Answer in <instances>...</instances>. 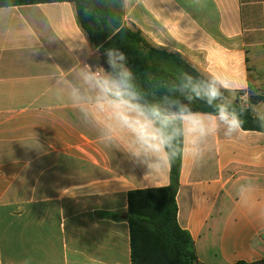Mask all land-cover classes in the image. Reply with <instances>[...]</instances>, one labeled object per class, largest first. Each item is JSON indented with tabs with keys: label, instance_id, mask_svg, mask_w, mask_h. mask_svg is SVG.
<instances>
[{
	"label": "crops",
	"instance_id": "1",
	"mask_svg": "<svg viewBox=\"0 0 264 264\" xmlns=\"http://www.w3.org/2000/svg\"><path fill=\"white\" fill-rule=\"evenodd\" d=\"M124 20L264 112L249 102L264 96V0H140ZM78 24L69 2L0 7V264H130L127 193L170 182L167 157L154 174L133 163L69 102L76 69L103 66ZM224 130L201 142L202 166L185 142L178 224L200 264L264 262V133Z\"/></svg>",
	"mask_w": 264,
	"mask_h": 264
},
{
	"label": "clouds",
	"instance_id": "2",
	"mask_svg": "<svg viewBox=\"0 0 264 264\" xmlns=\"http://www.w3.org/2000/svg\"><path fill=\"white\" fill-rule=\"evenodd\" d=\"M140 0H120V6L128 12L130 5ZM194 6L203 7L204 0H194ZM86 15L90 9H84ZM108 68L102 65L82 63L76 69L79 85L68 91V99L76 109L85 126L100 129L99 141L107 148H120L135 164L146 165L157 171L158 164L165 157L169 166L177 158H183L186 146L194 161L203 164L201 142L217 134L224 126V136L232 138L243 130L245 120L241 108L238 113L229 103H216L213 113H200L190 107L195 100L212 106L219 101L224 91H233L227 85L212 77L208 81H197L183 73L180 82L173 86L184 96L187 103L165 95L162 104L144 101L142 94L133 84L134 73L127 64V56L116 48L104 53ZM257 119L264 127V112H257ZM179 141V151L173 153ZM254 190L252 181L242 186L241 194ZM22 264H29L24 260Z\"/></svg>",
	"mask_w": 264,
	"mask_h": 264
},
{
	"label": "trees",
	"instance_id": "3",
	"mask_svg": "<svg viewBox=\"0 0 264 264\" xmlns=\"http://www.w3.org/2000/svg\"><path fill=\"white\" fill-rule=\"evenodd\" d=\"M53 2H69L74 5L78 25L90 43L99 50L103 62L106 61L104 53L108 48H116L126 54L127 64L135 77L133 84L145 102L162 104V98L167 95L187 103L180 92L170 94L166 89L168 84H178L183 73L191 75L197 81H208L179 53L154 46L141 31L127 25L120 0H0V7ZM86 8L90 9L88 15L84 12ZM260 101H264V96L249 97L250 104ZM221 102L229 103L238 113L241 108L246 110L243 113V130L264 133V127L250 108L241 106L237 99L234 102L228 101L226 91L212 106L195 100L190 107L200 113H213L216 111V103ZM179 143L177 141L173 153L180 150ZM180 167L181 158L171 163L170 182L167 186L128 191L124 218L129 228L130 264H200L190 235L179 226L177 220L176 193ZM108 216L113 220L122 218L118 213Z\"/></svg>",
	"mask_w": 264,
	"mask_h": 264
},
{
	"label": "rangeland",
	"instance_id": "4",
	"mask_svg": "<svg viewBox=\"0 0 264 264\" xmlns=\"http://www.w3.org/2000/svg\"><path fill=\"white\" fill-rule=\"evenodd\" d=\"M101 59V58H100ZM102 61V60H101ZM103 62V61H102ZM166 89H167V91L170 93V94H172L173 92H175L174 90H173V85L172 84H168V86H166Z\"/></svg>",
	"mask_w": 264,
	"mask_h": 264
},
{
	"label": "water",
	"instance_id": "5",
	"mask_svg": "<svg viewBox=\"0 0 264 264\" xmlns=\"http://www.w3.org/2000/svg\"><path fill=\"white\" fill-rule=\"evenodd\" d=\"M103 67H104L105 69H107V68H108V65H107V63H106V62H103Z\"/></svg>",
	"mask_w": 264,
	"mask_h": 264
}]
</instances>
